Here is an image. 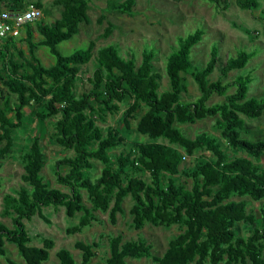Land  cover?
Here are the masks:
<instances>
[{
    "label": "trees",
    "instance_id": "trees-1",
    "mask_svg": "<svg viewBox=\"0 0 264 264\" xmlns=\"http://www.w3.org/2000/svg\"><path fill=\"white\" fill-rule=\"evenodd\" d=\"M211 1L219 6L221 0ZM28 2L14 0L10 7L18 9ZM90 2L55 0L62 6L61 16L51 24L36 21L40 40H34L32 23L24 25L28 58L24 61L10 58L11 70L6 75L0 69L2 83L17 98L12 104L5 95L0 103V167L1 160L14 149V131L26 123L25 106L32 103L39 105L40 119L55 118L54 140L73 151V155L59 158L54 166L57 182L69 188L65 192L51 187L45 180L42 173L45 155L40 138H30L22 176L29 187L22 186L16 194L6 193L3 197V215L10 216L13 226L0 222V254H7L5 244L10 242L17 246L27 264H43L49 259L55 241L45 237L43 246L31 244L25 220L39 214L49 222L43 207L63 206L68 217L80 213L78 223L67 229L75 233L98 220L97 210L108 211L115 223L118 213L124 210V199L131 196L132 225L136 229L146 223L178 224L184 229L169 241L161 256L152 253L144 238L124 241L121 234L113 235L105 264H130L128 257H149L159 264H247L248 261L264 264V204L257 217L247 212L246 200L234 199L242 196L264 199V166L256 162L264 156V138H254L240 115L251 118L264 115V89L261 98L248 96L250 71L238 73L232 81L227 79L232 70L244 69L255 52L241 49L229 55L220 78L210 80L216 68L218 48L212 46L205 66L194 64L192 49L204 34V29L198 27L180 36L178 46L168 55L165 70L169 88L160 91L161 74L153 64L155 48H144L137 64L135 55L126 58L116 45L108 44L97 51L96 67L89 79L90 90L78 96L75 87L80 66L92 59L95 42L91 40L86 47L68 54L58 46L78 33L82 22L89 21ZM35 3L43 7L40 2ZM236 3L251 9L258 7L260 0H236ZM134 4L135 0H108L98 21L106 19V12L134 15ZM114 27L108 21L103 36L108 37ZM16 38L9 37L1 43L0 61L7 60L12 50L24 55L16 49ZM40 47H45L54 57L52 64L42 62L37 53ZM185 74L193 77L201 92L195 100L183 99L188 92ZM231 87L234 90L228 92ZM214 93L224 96V100L208 104ZM120 102L128 104L122 116L127 125L139 105L145 104L137 131L151 140L135 143L129 150L112 155L111 150L123 146L125 138L117 127H107L104 133L96 117L117 112ZM208 116L217 117L216 125L228 146L246 152L247 156L231 158L216 135L200 132L190 137L177 125ZM161 137L179 145L183 152L157 141ZM200 149L211 152L214 158L200 157L192 167L181 168L183 156H192ZM94 160L102 163L97 175L92 172ZM61 166L67 169L64 173ZM146 173L150 181L144 177ZM179 173L192 179L190 189L177 182L174 176ZM83 190L91 207L84 201ZM240 221L250 225L247 236L237 234L236 224ZM75 246L82 252L81 260L77 262L69 249L61 247L56 252L59 264H90L99 242L77 240ZM8 261L13 264L11 259Z\"/></svg>",
    "mask_w": 264,
    "mask_h": 264
},
{
    "label": "rangeland",
    "instance_id": "rangeland-1",
    "mask_svg": "<svg viewBox=\"0 0 264 264\" xmlns=\"http://www.w3.org/2000/svg\"><path fill=\"white\" fill-rule=\"evenodd\" d=\"M38 1L43 7V16L39 21L51 24L61 16L62 6L55 3V0H23ZM108 0H91L89 4V21L82 22L79 26V32L70 40L59 44V49L68 54L76 49L84 48L89 41L95 42L92 59L80 66L78 73L75 92L78 96L87 92L91 88L90 78L96 67V55L100 47L108 44H114L120 50L121 54L129 58L132 54L136 56L137 64L142 58L144 48H155L156 55L153 60L154 68L161 74L160 91L169 88V78L166 74L165 63L168 55L173 48L178 46L179 37L185 36L196 28L204 29L202 40L192 49V60L198 67H203L210 58L213 45L218 48V59L216 68L210 77V80H217L222 74V67L226 64L229 55H235L239 50L246 49L255 52L254 56L242 70H232L227 77L232 81L234 77L242 72L247 74L252 72V81L249 86V97L261 98L264 89V0H260V4L256 8H241L236 0H221L219 6L211 0H135L134 15L119 12H106V19L103 22L98 21L103 9L106 7ZM14 3V0H0V7ZM111 21L115 27L108 37H104L103 33ZM36 21L32 23L34 29V40L38 41L42 38L38 31ZM26 29L21 28L20 35L15 41L16 49H20L24 55L20 56L17 50H12L8 54L7 60L0 61V69L3 75L11 70L9 63L10 58L15 60L28 58L29 44L25 40ZM42 62L50 65L54 62V57L49 54L45 47L37 49ZM188 81V92L183 95L184 100H195L200 94V90L196 81L191 75L185 74ZM234 87L228 89L232 92ZM8 95L12 104L17 101L16 95L6 89L0 78V103H3V97ZM224 96L214 93L208 100V104L217 103L224 100ZM120 109L115 112H107L105 117H96L97 124L103 128L104 133L107 127H117L125 138V144L111 150V154H117L121 150H129L132 145L138 142H148L151 139L148 135L141 134L137 131V123L142 114L146 110L144 103H141L137 110L128 118V125L122 120L123 112L127 109L128 104L118 103ZM39 105L32 103L25 106L27 114L26 123L23 127L14 131L13 136L15 145L13 151L3 158L0 167V180L2 186L0 188V222L12 227L10 216L3 215V197L6 193L16 194V191L22 187L29 185L23 180L24 174V155L28 150L30 138L38 136L45 155V164L42 173L45 180L49 182L51 187L59 188L68 192L69 188L59 184L56 180L55 162L65 156L73 155L70 148H66L58 144L54 140L55 123L54 117H45L43 120L39 118ZM13 115V112L11 113ZM245 119L246 126L253 132L254 138H264V115L256 118L247 117L240 114ZM216 116H208L197 120L194 123H185L177 125L182 131L190 137H194L197 133L208 132L216 135L222 142L227 154L233 158L236 156H247L244 151H239L228 146L226 140L221 136L220 130L216 125ZM246 136L245 133H243ZM157 141L174 146L183 152V149L175 144L170 143L166 138H158ZM213 159L211 152L203 149L197 150L192 156H185L181 162V168L192 167L200 157ZM264 166V156L256 161ZM102 163L94 160L93 175L100 173ZM67 169L61 166L64 173ZM144 177L150 181L148 173ZM177 182L190 189L192 187V179L182 173L174 176ZM84 201L88 206H92L88 199L87 193L83 190ZM236 200L247 201V212L258 217L260 208L264 204V199L254 200L249 196L234 197ZM133 199L127 196L123 202L124 210L117 215V221L113 223L108 215V211L97 210L95 213L98 220H94L90 225L85 226L80 231L69 233L68 227L78 223L80 213L74 217H68L63 206L59 207H43L42 212L49 220H45L39 214H35L31 220H25L28 231L32 237L31 244L43 246V238L49 237L55 241V245L50 249V257L43 264H59L57 250L61 247L69 249L77 262L81 260V250L75 246L77 240L92 243L99 242V246L95 247V255L90 264L106 263V259L110 256L109 239L111 236L121 234L123 240H138L144 238L150 245L154 255L161 256L168 248L169 241L179 234L184 227L178 224L171 226L154 225L146 223L144 227L136 229L132 225L131 207ZM250 225L240 221L236 224L238 235L247 236L249 234ZM7 254H0V264H12L8 261L11 259L13 264H27L19 253L17 246L13 243L6 242ZM130 264H159L149 257L134 258L128 257ZM211 264V263H208ZM223 264V263H221ZM247 264H251L250 261Z\"/></svg>",
    "mask_w": 264,
    "mask_h": 264
},
{
    "label": "built area",
    "instance_id": "built-area-1",
    "mask_svg": "<svg viewBox=\"0 0 264 264\" xmlns=\"http://www.w3.org/2000/svg\"><path fill=\"white\" fill-rule=\"evenodd\" d=\"M43 16V11L34 1L25 7L0 9V45L9 37L20 35L21 28L27 23H33ZM185 158V156H183Z\"/></svg>",
    "mask_w": 264,
    "mask_h": 264
},
{
    "label": "crops",
    "instance_id": "crops-1",
    "mask_svg": "<svg viewBox=\"0 0 264 264\" xmlns=\"http://www.w3.org/2000/svg\"><path fill=\"white\" fill-rule=\"evenodd\" d=\"M10 5H11V4H9V5H5V6H3V7H0V9L10 7ZM12 8H14V7H12Z\"/></svg>",
    "mask_w": 264,
    "mask_h": 264
}]
</instances>
